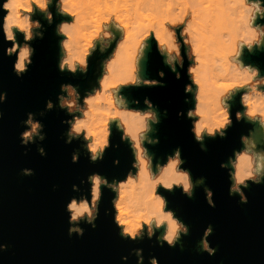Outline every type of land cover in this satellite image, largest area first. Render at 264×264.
Listing matches in <instances>:
<instances>
[{
    "label": "clouds",
    "instance_id": "clouds-1",
    "mask_svg": "<svg viewBox=\"0 0 264 264\" xmlns=\"http://www.w3.org/2000/svg\"><path fill=\"white\" fill-rule=\"evenodd\" d=\"M55 8V14L52 8ZM54 23L55 15L63 17L55 24L59 39L58 69L73 76H86L92 58L98 52L103 57L97 62L98 76L91 88L83 94L78 85L60 84L58 104L49 99L44 116L58 107L69 118L63 135L65 143L81 141L90 161H102L112 145L113 128L120 133V141L129 145L134 159L124 178L108 177L92 172L81 180L90 184L89 193L72 196L66 204L69 213L68 234L83 236L81 222L96 227L102 188L115 193L112 198L113 218L120 229L121 238L141 241L155 236L163 247H176L182 236L190 232L189 226L168 207L166 192L181 189L182 194L193 198L195 189L204 185L203 176L193 180L180 147L167 154L166 159H155L148 145L159 143L151 135L161 122L159 106L145 96L146 107H131L123 89L139 87H165L166 73L158 71L160 79L147 78V62L155 45L162 63L175 75L176 80L186 73L184 103L194 105L181 109L177 116L191 121L190 131L201 151H207L206 139L227 138L234 122L246 121L264 131V74L258 65L246 62L245 52L264 51V0H2L0 3V32L4 55L15 56L13 71L22 78L33 64L36 48L33 42L44 39L46 25ZM22 37V40H21ZM239 97L240 108L232 107ZM7 93L0 91V104ZM131 104L139 105L134 99ZM0 111V119L3 118ZM37 113L28 112L22 121L26 127L20 132L21 144L27 146L43 141L45 125L36 119ZM162 115L167 117V109ZM242 147L233 149V155L220 163L231 181L230 196H239V202L248 203L245 189L250 183L264 184V148L254 135V129L241 134ZM41 156L47 155L38 145ZM80 150L72 153L77 163ZM119 165V159L113 161ZM34 170L23 168L21 175L31 176ZM55 187V186H54ZM74 192H80L73 184ZM210 207H215L214 193L204 186ZM109 213L105 209V215ZM159 232V235L157 233ZM213 232L209 224L199 242V250L215 255L208 237ZM9 245L0 243V252ZM181 249L183 244L180 243ZM137 264H143L142 248H133ZM121 259L127 261L128 256ZM149 264H158L155 256Z\"/></svg>",
    "mask_w": 264,
    "mask_h": 264
},
{
    "label": "water",
    "instance_id": "water-1",
    "mask_svg": "<svg viewBox=\"0 0 264 264\" xmlns=\"http://www.w3.org/2000/svg\"><path fill=\"white\" fill-rule=\"evenodd\" d=\"M52 11L55 14L54 7ZM37 18L46 25L47 31L44 39L33 42L36 48L33 64L22 78L13 71L15 56L4 55L8 44L3 43L0 32V91L7 93L6 101L0 104L4 114L0 119V243L9 245L0 252V264H137V257L131 252L133 248L143 249V264H149L150 256H155L158 264H264V184L249 182V188L245 189L248 203H240L238 195H229L231 181L227 170L220 168V163L233 155V149L242 147L241 134L254 129L256 137L257 125L234 122L227 138L206 139L207 151H201L190 131L191 121L177 116L181 109L186 116L187 108L194 106L184 103L187 75L176 80L162 63L155 45L146 65L147 78L160 79L158 71L163 70L166 86L133 87L123 89V93L131 107H146L145 96L159 106L161 122L154 126L158 131L151 134L159 137V143L148 145L155 159L164 160L180 147L186 161L182 167L191 170L193 180L205 178L204 185L195 189L191 199L179 188L174 192L158 189L167 197L168 207L190 228L189 234L182 236L183 249L180 243L173 248L165 242L161 247L155 236L152 239L145 236L141 241L121 238L113 218L111 201L115 193L106 187L102 188L96 227L81 222L83 236L75 233L69 236L67 202L82 193H89L90 198V184H81V180H86L92 172H100L109 180L124 178L134 157L129 145L120 141V133L113 128L111 142L113 146L119 144V148L107 149L102 161L92 163L86 150L80 147L81 141L65 143L63 133L68 126L61 121L69 118L66 111L54 107L44 116L39 115L49 99L58 104L61 83L78 85L82 94L91 88L98 76L97 62L103 57L98 52L94 55L86 76L61 73L58 69L60 37L55 35V24L63 17L55 15L52 25H47L39 13ZM244 59L258 65L264 74V51L245 52ZM134 99H139L140 104H131ZM240 107L237 97L231 110L233 119ZM164 109L168 111L167 117L162 115ZM28 112L37 113L36 119L45 125L46 138L29 144L26 152L19 134L26 127L22 121ZM260 144L264 148V143ZM38 145L44 147L47 155H40ZM77 149L80 158L73 163L72 153ZM116 159L119 165L114 164ZM23 168L33 169L34 174L21 175ZM73 184L79 185L81 191L74 192ZM205 185L214 193V208L208 205ZM105 209L109 210L107 215ZM209 224L213 232L208 239L217 249L215 255L199 250V242ZM123 256H128L127 261L121 259Z\"/></svg>",
    "mask_w": 264,
    "mask_h": 264
},
{
    "label": "bare ground",
    "instance_id": "bare-ground-1",
    "mask_svg": "<svg viewBox=\"0 0 264 264\" xmlns=\"http://www.w3.org/2000/svg\"><path fill=\"white\" fill-rule=\"evenodd\" d=\"M256 139H257V142L258 144H260L261 142L264 143V131H261L257 125V128H256ZM261 145V144H260ZM259 145V146H260ZM261 147V146H260Z\"/></svg>",
    "mask_w": 264,
    "mask_h": 264
},
{
    "label": "rangeland",
    "instance_id": "rangeland-1",
    "mask_svg": "<svg viewBox=\"0 0 264 264\" xmlns=\"http://www.w3.org/2000/svg\"><path fill=\"white\" fill-rule=\"evenodd\" d=\"M261 148H263V147H261Z\"/></svg>",
    "mask_w": 264,
    "mask_h": 264
}]
</instances>
